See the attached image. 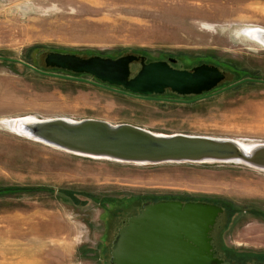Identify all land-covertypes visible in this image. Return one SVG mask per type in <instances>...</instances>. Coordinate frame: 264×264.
Wrapping results in <instances>:
<instances>
[{
	"label": "rangeland",
	"instance_id": "rangeland-1",
	"mask_svg": "<svg viewBox=\"0 0 264 264\" xmlns=\"http://www.w3.org/2000/svg\"><path fill=\"white\" fill-rule=\"evenodd\" d=\"M261 28L264 0H0V56L47 71L49 51L174 57L176 68L209 63L224 69L226 79L215 90L247 77L264 79V44L245 33ZM139 67L132 63L131 75ZM79 77L88 82L0 60V190L39 189L0 195V264H110L118 228L142 201L158 197L218 201L225 211L215 236L223 264H237V253L264 254L262 170L89 157L4 125L19 117L94 118L253 145L264 143V83L179 103L119 94L92 84L90 75Z\"/></svg>",
	"mask_w": 264,
	"mask_h": 264
},
{
	"label": "water",
	"instance_id": "water-1",
	"mask_svg": "<svg viewBox=\"0 0 264 264\" xmlns=\"http://www.w3.org/2000/svg\"><path fill=\"white\" fill-rule=\"evenodd\" d=\"M264 41V39H263ZM0 60L19 63L43 76L71 81L87 80L65 73L39 69L20 59L0 56ZM174 57L147 61L141 54L118 57L81 56L49 51L44 68L92 76V84L145 100L193 103L246 82L264 83V79L243 78L219 90L226 72L209 63L189 69L176 68ZM138 63L131 75L130 65ZM166 91L189 100L159 97ZM13 130L44 144L89 157L120 162L157 164L164 162L235 163L264 171V143L246 146L234 138H220L184 133H156L128 123L111 124L87 118L39 119L19 117ZM143 209L129 217L112 241L110 264H222L216 257L212 237L207 236L223 208L206 201L160 199L143 204Z\"/></svg>",
	"mask_w": 264,
	"mask_h": 264
},
{
	"label": "trees",
	"instance_id": "trees-1",
	"mask_svg": "<svg viewBox=\"0 0 264 264\" xmlns=\"http://www.w3.org/2000/svg\"><path fill=\"white\" fill-rule=\"evenodd\" d=\"M214 65H216V66L219 67V65H217V64H214ZM219 68L221 69V67H219ZM221 70H224V69H221ZM49 71H51V72H57V73H65V74L74 75V76H83V75H85V74H73V73L63 72L61 70H55V69H52V70H49ZM63 80H65V79H63ZM68 81H71V80H68ZM95 81H97V80H95ZM165 93H168L171 96L167 97V96L163 95V98L179 99V97H181V99H183V100H189V99H191L190 96H179V95L174 94V93H172L170 91H166ZM32 190H39V189L36 188V187H12V188H5V189L0 190V195H2V194L11 195L13 193H19V192H25V191H32ZM176 198L177 199H180L179 197H158L155 200H160V199H176ZM205 201L214 202L213 200H208V199H206ZM217 202L215 201L214 203H217ZM257 215H261V214L258 212ZM261 216L264 218V215L263 214ZM235 255H236L235 258H238L239 257L238 260H236L237 264H264V254L263 253H257L256 254V253H251L250 252L248 254L247 253H242V254H238L237 253Z\"/></svg>",
	"mask_w": 264,
	"mask_h": 264
},
{
	"label": "flooded vegetation",
	"instance_id": "flooded-vegetation-1",
	"mask_svg": "<svg viewBox=\"0 0 264 264\" xmlns=\"http://www.w3.org/2000/svg\"><path fill=\"white\" fill-rule=\"evenodd\" d=\"M179 200H181V201H187V200H182V199H179ZM156 201H158V200H145V201H142L140 204H139V206L136 208V211L134 212V213H131L127 218H126V220H124V222L121 224V226H123L125 223H126V221H127V219L129 218V217H131V216H133V215H136V214H138L142 209H143V204H147V203H149V204H151V203H153V202H156ZM193 201H204V200H193ZM206 202H210V201H206ZM212 203H214V202H212ZM215 204H218V203H215ZM218 205H220V204H218ZM221 206V205H220ZM222 207V206H221ZM223 208V207H222ZM224 215H225V211H224V208H223V212L216 218V221H215V223H214V225H213V227H212V229H211V231L207 234V236H211L212 237V241H211V244L213 245V249H214V251H215V256L216 257H219V258H222L221 257V255L218 253V248H217V246H216V241H215V236H218V234H219V229H221L222 228V221H223V219H224ZM120 226V227H121ZM119 229V228H118ZM117 232H118V230H117ZM117 234V233H116ZM116 234L114 235V237L116 236ZM113 241V240H112ZM111 246H112V243H111ZM111 246H110V252H111ZM223 259V258H222ZM223 264V263H222Z\"/></svg>",
	"mask_w": 264,
	"mask_h": 264
},
{
	"label": "bare ground",
	"instance_id": "bare-ground-1",
	"mask_svg": "<svg viewBox=\"0 0 264 264\" xmlns=\"http://www.w3.org/2000/svg\"><path fill=\"white\" fill-rule=\"evenodd\" d=\"M256 32H258V34H256ZM242 33V32H241ZM245 33H249V35H252L254 38H257V40H259L260 42H262L263 44H264V41H263V39H264V31H261V30H257V31H255L254 29H251V30H249V31H247V32H245ZM246 35V34H245ZM248 35V36H249ZM16 119L17 118H14V119H11V121L9 120V122H5L4 123V125L5 126H9L10 128H11V130L12 131H14L12 128V126H13V123L16 121ZM8 123V124H7ZM15 132V131H14ZM17 133V132H16ZM17 134H19V133H17ZM19 135H23L24 136V134H19ZM27 138H31V137H29V136H27V135H25ZM32 140H35V141H37L36 139H34V138H31ZM246 146H250V145H247V144H245Z\"/></svg>",
	"mask_w": 264,
	"mask_h": 264
},
{
	"label": "clouds",
	"instance_id": "clouds-1",
	"mask_svg": "<svg viewBox=\"0 0 264 264\" xmlns=\"http://www.w3.org/2000/svg\"><path fill=\"white\" fill-rule=\"evenodd\" d=\"M226 31V30H225ZM261 31H264V28H261Z\"/></svg>",
	"mask_w": 264,
	"mask_h": 264
}]
</instances>
